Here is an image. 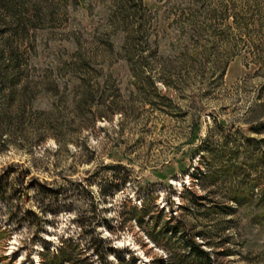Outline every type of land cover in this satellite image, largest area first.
I'll return each instance as SVG.
<instances>
[{
    "label": "rangeland",
    "instance_id": "rangeland-1",
    "mask_svg": "<svg viewBox=\"0 0 264 264\" xmlns=\"http://www.w3.org/2000/svg\"><path fill=\"white\" fill-rule=\"evenodd\" d=\"M138 1L0 0V264H264V0Z\"/></svg>",
    "mask_w": 264,
    "mask_h": 264
},
{
    "label": "trees",
    "instance_id": "trees-1",
    "mask_svg": "<svg viewBox=\"0 0 264 264\" xmlns=\"http://www.w3.org/2000/svg\"><path fill=\"white\" fill-rule=\"evenodd\" d=\"M141 1H138L137 7L142 8L141 5ZM196 200H203V197L198 198ZM233 203H238L237 198H234L233 200H231ZM195 204V203H194ZM199 206V203H197ZM142 209V208H141ZM177 231L176 229H173V231H171L172 234H175ZM199 238V236H197ZM70 240H68L69 242ZM65 243L66 241H60V246H58L56 249H54L53 251H49L46 250V254L49 255L45 260L41 261V264H63V263H71L72 262V254L70 253V251L66 250L65 247ZM186 243V249L188 250V255L193 259V261L196 262V264H215L211 257L209 252L203 250L201 248V245L199 243H196L193 238L188 237L185 241ZM109 249H106L104 251L103 256H101L102 254L95 248H93L91 251L94 254V256L98 257V259H105L107 254L112 253L115 254L116 253V249L112 248V247H108ZM85 252V251H84ZM44 255V254H43ZM88 263H92L91 261H86L85 264Z\"/></svg>",
    "mask_w": 264,
    "mask_h": 264
}]
</instances>
